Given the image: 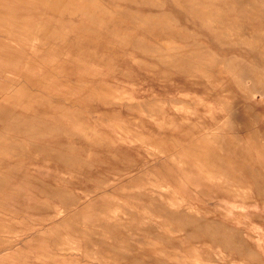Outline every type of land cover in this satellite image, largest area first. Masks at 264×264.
<instances>
[{
	"label": "rangeland",
	"instance_id": "1",
	"mask_svg": "<svg viewBox=\"0 0 264 264\" xmlns=\"http://www.w3.org/2000/svg\"><path fill=\"white\" fill-rule=\"evenodd\" d=\"M0 264H264V0H0Z\"/></svg>",
	"mask_w": 264,
	"mask_h": 264
}]
</instances>
